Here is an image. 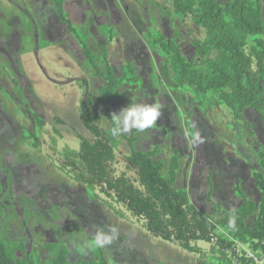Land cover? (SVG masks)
Listing matches in <instances>:
<instances>
[{
    "label": "rangeland",
    "instance_id": "obj_1",
    "mask_svg": "<svg viewBox=\"0 0 264 264\" xmlns=\"http://www.w3.org/2000/svg\"><path fill=\"white\" fill-rule=\"evenodd\" d=\"M63 1L76 35L49 0H0V241L19 243L23 251L16 255L28 264L58 259L59 253L44 252L43 262L29 259L43 242L64 245L70 264L90 263L96 229L115 227L118 239L102 248L108 264H229L214 258L204 242L195 244L200 250L195 254L152 237L123 205L78 182L71 163L79 137L93 141L79 107L89 94L113 151V177L135 182V168L126 159L131 152L149 153L165 177L174 159L172 186L211 220L233 218L241 203L238 191L259 201L252 174L264 154V110L230 108V96L196 93L175 80L162 42L174 43L202 76L210 75L215 53L204 27L170 0ZM192 1L200 11L203 0ZM259 1L264 27V0ZM215 2L224 8L230 0ZM259 38L264 41V33ZM106 64L121 81V97L107 109L97 103L106 82L96 74ZM136 102L160 104V118L143 133L112 137L109 117ZM235 247L242 254L247 250Z\"/></svg>",
    "mask_w": 264,
    "mask_h": 264
},
{
    "label": "trees",
    "instance_id": "obj_2",
    "mask_svg": "<svg viewBox=\"0 0 264 264\" xmlns=\"http://www.w3.org/2000/svg\"><path fill=\"white\" fill-rule=\"evenodd\" d=\"M59 21L69 33L76 35L70 19L64 14L63 0H49ZM174 8L192 16L195 22L207 32L209 50L215 53L211 63V73L202 76L196 73L172 42H162L163 50L170 55L174 67L175 80L182 85L193 87L196 93L215 91L230 96V108L241 111L252 107L258 112L264 110V41L259 38L264 33L262 6L259 0H230L224 8L215 0H203L200 11L195 9L192 0H170ZM206 42V43H207ZM206 43L202 46H206ZM207 47V46H206ZM105 53V52H104ZM204 53V52H203ZM84 57L96 70L91 52L84 48ZM103 77L106 85L100 89L97 99L100 107L107 109L110 103L120 99L117 93L121 85L109 65H105ZM203 77V79H201ZM98 112L89 94L79 107L82 126L92 138V143L79 137L80 148L71 163L79 183L98 188L102 194L112 197L123 205L130 215L144 222L145 230L155 238L176 244L181 250L199 254L195 246L204 242L210 246L214 258L229 264H250L244 257H238L235 243H241L248 250L264 253V154H259V171H254L253 184L259 194L257 204L238 191L241 205L233 213L219 215L211 220L190 204L184 191L174 189V159L168 176L162 174V164L152 160L149 153L131 152L128 163L135 168L136 180L133 182L125 175L113 177L110 165L113 151L108 140L98 128ZM111 121V117H109ZM253 218L251 226L246 224ZM221 230V234L218 233ZM93 260L90 263L108 264L102 248L89 242ZM23 249L19 243L0 241V264H28L17 252ZM55 255L58 259L47 264H70L64 245L38 243L29 259L36 262L41 253ZM43 262L42 260H40ZM235 261L237 263H235ZM233 262V263H232ZM40 263V262H36Z\"/></svg>",
    "mask_w": 264,
    "mask_h": 264
},
{
    "label": "clouds",
    "instance_id": "obj_3",
    "mask_svg": "<svg viewBox=\"0 0 264 264\" xmlns=\"http://www.w3.org/2000/svg\"><path fill=\"white\" fill-rule=\"evenodd\" d=\"M161 114V105L158 103L136 102L129 104L121 108L118 114H112V126L109 129V134L114 138H118L131 133L133 130L137 133H143L155 125ZM195 138L198 139V133ZM118 237L119 230L115 227H109L107 231L97 228L92 237V246L105 248Z\"/></svg>",
    "mask_w": 264,
    "mask_h": 264
},
{
    "label": "built area",
    "instance_id": "obj_4",
    "mask_svg": "<svg viewBox=\"0 0 264 264\" xmlns=\"http://www.w3.org/2000/svg\"><path fill=\"white\" fill-rule=\"evenodd\" d=\"M237 244L239 245H243L241 243L236 242L235 245L237 246ZM244 246V245H243ZM242 251L236 250V253L238 254V257H244L245 259H247V262H249L250 264H264V253L263 252H253L251 250H243V254L241 253ZM241 254V255H240ZM235 263H237L235 261Z\"/></svg>",
    "mask_w": 264,
    "mask_h": 264
},
{
    "label": "crops",
    "instance_id": "obj_5",
    "mask_svg": "<svg viewBox=\"0 0 264 264\" xmlns=\"http://www.w3.org/2000/svg\"><path fill=\"white\" fill-rule=\"evenodd\" d=\"M254 188H255V187H254ZM255 190H256V189H255ZM256 191H257V190H256ZM257 194H258V192H257ZM258 195H259V194H258ZM240 205H241V203H240ZM240 205H239V206H240Z\"/></svg>",
    "mask_w": 264,
    "mask_h": 264
}]
</instances>
